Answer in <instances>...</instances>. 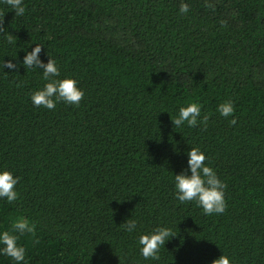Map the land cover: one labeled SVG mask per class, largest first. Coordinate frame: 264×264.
Returning a JSON list of instances; mask_svg holds the SVG:
<instances>
[{"label":"trees","instance_id":"16d2710c","mask_svg":"<svg viewBox=\"0 0 264 264\" xmlns=\"http://www.w3.org/2000/svg\"><path fill=\"white\" fill-rule=\"evenodd\" d=\"M23 7L17 16L0 0V172L19 178L17 200L0 198V234L19 236L12 226L21 217L35 225L19 236L21 264H212L222 255L264 264V0ZM36 45L43 63L55 60V79L84 92L78 107L33 105L48 82L23 66ZM7 61L18 70L3 68ZM229 101L234 114L225 118L217 108ZM190 103L208 116L206 128L174 127ZM191 148L227 185L223 214L176 199ZM130 219L132 232L122 226ZM158 227L175 237L159 260L145 259L139 237ZM2 248L0 264H16Z\"/></svg>","mask_w":264,"mask_h":264},{"label":"clouds","instance_id":"9594fccd","mask_svg":"<svg viewBox=\"0 0 264 264\" xmlns=\"http://www.w3.org/2000/svg\"><path fill=\"white\" fill-rule=\"evenodd\" d=\"M3 2L15 9L17 16H22L25 13L23 0H3ZM213 7V5H206ZM189 6L181 3L180 12L187 13ZM222 24L225 22H221ZM3 20H0V32H4ZM12 35H8L9 42L12 41ZM42 51V46L36 45L34 49L27 53L23 59V66L26 69L38 68L42 70V76L45 81H48L43 89L34 92L31 96V101L36 107H43L48 110H54L56 104L63 102L68 105L79 106L84 97V92L77 87V82L71 78L55 79L59 77L60 72L55 60L50 56L47 63H43L39 54ZM3 68L18 70L17 65L11 61L3 62ZM217 111L222 117H230L234 114V105L229 102L221 103ZM201 107L197 103H190L186 107L179 109V115L176 119H171L174 127H180L187 123L189 127H196L198 124L205 128L208 123V116L200 119ZM232 124L236 121L233 119ZM188 168L191 175L185 173L175 175L176 199L181 203L195 201L197 206L202 207L204 214H223L226 211V201L224 199V189L227 187L216 175L214 170L205 165L206 156L199 148H191L187 153ZM19 182V178L14 177L9 171L0 172V198L6 199L9 203L17 200L18 193L15 188ZM122 226L129 232L136 229V221L127 220ZM13 231L19 233V236L32 234L35 232V225L31 224L27 219L21 217L12 226ZM19 236L11 234L9 231H4L0 234V245H3L2 253L8 258H11L16 264H21L25 261L26 249L18 245ZM172 231L168 228L158 227L152 234H145L139 237V244L142 245L141 254L145 259L159 260L158 255L161 246H164L169 238H173ZM212 264H231L230 259L222 255L215 259Z\"/></svg>","mask_w":264,"mask_h":264}]
</instances>
